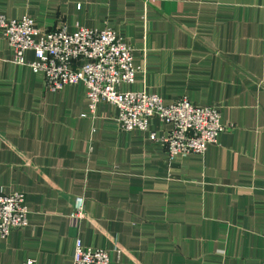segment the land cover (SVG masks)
Wrapping results in <instances>:
<instances>
[{"label":"crops","instance_id":"crops-1","mask_svg":"<svg viewBox=\"0 0 264 264\" xmlns=\"http://www.w3.org/2000/svg\"><path fill=\"white\" fill-rule=\"evenodd\" d=\"M0 13L110 26L140 66L120 89L217 105L224 125L202 153L170 159L151 136L169 124L120 129L115 104L89 110L81 82L50 90L0 32V192L28 208L0 237V264H71L77 237L110 264H264V0H0Z\"/></svg>","mask_w":264,"mask_h":264},{"label":"built area","instance_id":"built-area-1","mask_svg":"<svg viewBox=\"0 0 264 264\" xmlns=\"http://www.w3.org/2000/svg\"><path fill=\"white\" fill-rule=\"evenodd\" d=\"M0 32L12 50L13 61L42 71L50 90L81 82L89 110L99 101L115 104L120 129L145 130L151 116L169 124L163 134L151 132V136L164 146L170 159L202 153L208 143L217 142L224 128L217 105H196L186 96L164 102L155 92L120 89L119 84L133 82L140 66L133 62L130 44L110 26L43 29L30 16L8 18L0 13ZM29 49L34 55L31 60L25 57ZM83 204L82 195L74 196L70 216L82 218ZM27 213L22 191L0 192V237L27 224ZM113 250L119 255L121 247L116 245ZM109 254L107 248L84 245L77 237L71 264H110ZM23 264L34 262L28 259Z\"/></svg>","mask_w":264,"mask_h":264}]
</instances>
